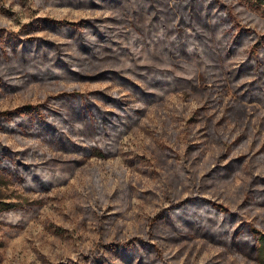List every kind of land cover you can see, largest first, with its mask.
<instances>
[{
	"label": "rangeland",
	"instance_id": "rangeland-1",
	"mask_svg": "<svg viewBox=\"0 0 264 264\" xmlns=\"http://www.w3.org/2000/svg\"><path fill=\"white\" fill-rule=\"evenodd\" d=\"M261 41L245 0H0V264H264Z\"/></svg>",
	"mask_w": 264,
	"mask_h": 264
},
{
	"label": "trees",
	"instance_id": "trees-1",
	"mask_svg": "<svg viewBox=\"0 0 264 264\" xmlns=\"http://www.w3.org/2000/svg\"><path fill=\"white\" fill-rule=\"evenodd\" d=\"M245 2L250 5L251 7L255 8L256 10L261 11L264 14V0H245ZM68 27V26H67ZM70 28V27H69ZM109 41V40H108ZM184 47H186L187 52H191L189 49V44H184ZM264 41H261L256 45L255 48L252 49L251 53V59H254L257 65L253 64L252 60L249 61V67L250 68H257L261 69V67L264 65ZM263 49V50H262ZM58 60H61L59 56H57ZM30 109V108H28ZM28 109H16V110H6V111H1L0 112V130H6V131H11L17 128V125L24 124L26 121V118L28 116ZM36 116H39L42 118V120H45L43 117V114L39 109H36ZM47 122V121H46ZM49 123V121L47 122ZM13 150H10L4 145H0V161L2 162L3 167L6 169H11L14 168V160H13ZM214 208H208L207 206L203 205L202 209L200 210V215L201 214H212L213 212L215 214H220V213H225L227 212L225 208L219 206V205H214ZM196 213V214H195ZM188 214V212H187ZM191 215H197L199 214V211L193 210ZM188 214V215H190ZM212 228L206 227L207 232H209L212 235H218L217 232L211 230ZM253 232V229H251ZM241 232V231H240ZM239 233V232H238ZM238 233L232 234V235H227L230 236L231 238V243L235 244L236 242V237L238 236ZM229 234V233H226ZM255 237V242L256 246L258 248L259 253L261 256H264V234L263 233H253ZM238 244V243H237Z\"/></svg>",
	"mask_w": 264,
	"mask_h": 264
}]
</instances>
